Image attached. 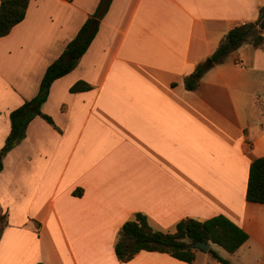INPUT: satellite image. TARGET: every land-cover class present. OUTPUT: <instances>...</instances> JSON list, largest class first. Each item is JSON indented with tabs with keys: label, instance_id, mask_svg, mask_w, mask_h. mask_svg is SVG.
Instances as JSON below:
<instances>
[{
	"label": "crops",
	"instance_id": "0c3cea01",
	"mask_svg": "<svg viewBox=\"0 0 264 264\" xmlns=\"http://www.w3.org/2000/svg\"><path fill=\"white\" fill-rule=\"evenodd\" d=\"M98 2L29 0L24 18L0 36V147L10 110L37 93L47 65ZM261 6L111 0L85 52L40 106L55 127L33 117L3 156L0 264H220L198 250L191 263L148 250L118 261V230L137 212L162 232L182 218L222 214L248 234L229 254L246 249L264 260V203L245 199L249 164L264 155V32L260 47L247 37V72L237 57L238 70L225 59L207 62ZM202 62L196 87L186 89L184 77ZM78 80L91 88L70 92ZM56 238L65 258L55 256Z\"/></svg>",
	"mask_w": 264,
	"mask_h": 264
},
{
	"label": "trees",
	"instance_id": "16d2710c",
	"mask_svg": "<svg viewBox=\"0 0 264 264\" xmlns=\"http://www.w3.org/2000/svg\"><path fill=\"white\" fill-rule=\"evenodd\" d=\"M110 2L111 0H99L95 11L88 15L76 34L65 44L62 52L47 65L37 93L8 113L10 128L0 147V170L3 156L24 137L27 124L33 117L40 116L55 127L52 118L42 112L40 106L47 98L51 83L68 73L85 52ZM28 3L29 0H0V36L6 35L24 18ZM263 32L264 6H261L254 21L231 27L207 59L215 63L222 62L228 52L234 50L249 36L251 45L255 48L260 47L263 42ZM206 68L205 62L198 63L194 70L184 77L185 88L194 89ZM90 88L88 83L78 80L69 87V91L80 92ZM74 194L79 193L74 192ZM245 199L248 202L264 203V155L254 158L249 164ZM6 224V214L0 212V236ZM247 238L248 234L245 230L222 214H216L204 220L182 218L176 222L172 232H162L153 229L147 217L137 212L119 228L114 253L120 262L130 260L140 250H148L165 252L176 259L191 263L195 259L196 249L187 247L189 242L209 241L219 245L226 252L233 253ZM208 253L220 264H232L211 248L208 249Z\"/></svg>",
	"mask_w": 264,
	"mask_h": 264
},
{
	"label": "rangeland",
	"instance_id": "374dc122",
	"mask_svg": "<svg viewBox=\"0 0 264 264\" xmlns=\"http://www.w3.org/2000/svg\"><path fill=\"white\" fill-rule=\"evenodd\" d=\"M88 17V16H87ZM247 41L248 39L246 38V41H243L240 45H238L234 50L239 49V51L236 52H232V50L230 52H228L223 60H227L230 62V64L233 66L232 68L234 70H238V64L234 61V58L237 57V60L240 61V63H242V65L245 67V69H239L240 70V74L243 72H247L246 70L249 68L250 65V61L247 60V57H249V54L252 52V49L250 47V49L247 48ZM209 60V59H208ZM223 62V61H222ZM260 80V79H259ZM249 99H248V103H249ZM258 106H255V108H257ZM248 109H246L247 111ZM2 213V211H0ZM54 253L55 256L57 258H65V248L63 245L60 244L59 239L56 238L54 241ZM212 250L216 251L217 253H219V255L222 258L227 259L228 261H230L232 264H264V260H258L257 262L255 261V256L257 255V252H247L246 249L239 251L238 253L235 254H229L226 251H224L222 248L217 247V246H212L211 247ZM37 264H42V262H37Z\"/></svg>",
	"mask_w": 264,
	"mask_h": 264
},
{
	"label": "water",
	"instance_id": "95a60500",
	"mask_svg": "<svg viewBox=\"0 0 264 264\" xmlns=\"http://www.w3.org/2000/svg\"><path fill=\"white\" fill-rule=\"evenodd\" d=\"M207 62L210 63L211 60H207ZM210 243L211 242H209V241L197 240V241L187 243V247L192 248V249H196V250L201 251V252H207L209 247H210Z\"/></svg>",
	"mask_w": 264,
	"mask_h": 264
}]
</instances>
